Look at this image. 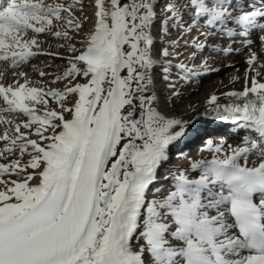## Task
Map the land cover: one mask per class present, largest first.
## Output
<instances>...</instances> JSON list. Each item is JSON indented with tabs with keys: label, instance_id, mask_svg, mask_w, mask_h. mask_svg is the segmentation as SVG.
<instances>
[{
	"label": "snow or ice",
	"instance_id": "1",
	"mask_svg": "<svg viewBox=\"0 0 264 264\" xmlns=\"http://www.w3.org/2000/svg\"><path fill=\"white\" fill-rule=\"evenodd\" d=\"M158 4L0 0V79L15 77L0 83V264H264V0ZM86 7L93 27L77 47ZM193 31L194 59L247 53L242 87L203 109L247 134L207 139L210 158L170 170L159 196L160 169L195 131L173 107L178 81L208 66L180 59ZM41 35L68 53L50 82L21 70L59 55L41 52ZM217 37L229 45L210 46Z\"/></svg>",
	"mask_w": 264,
	"mask_h": 264
},
{
	"label": "rangeland",
	"instance_id": "2",
	"mask_svg": "<svg viewBox=\"0 0 264 264\" xmlns=\"http://www.w3.org/2000/svg\"><path fill=\"white\" fill-rule=\"evenodd\" d=\"M66 2L71 3L72 0H66ZM84 5H91L93 3V0H80ZM167 2V0H159V4H163ZM78 16H86L88 19L84 21V27L82 29L81 35L75 36V39L77 41V47H80L81 41L84 37H86L87 32L93 27L91 17L93 15V8L92 7H86L84 9L83 13H77ZM91 24V25H90ZM159 26V21H157V27ZM63 30V29H62ZM204 29H200V32H203ZM71 34V33H70ZM200 33L197 31H193L190 35L186 34L184 37L179 39V44L181 47L179 48V51L183 54L180 59L183 60L185 63L196 67L200 65L205 57L208 59V66L207 68H200L199 72L200 74L197 75L194 79L190 81H183L179 80L176 87L179 89L181 93V99L176 100L175 104H180L181 102L185 101V98L183 96L184 89L185 88H191V91H193L194 94H197L198 97H204L207 94H210V92L216 93L219 91L225 90L226 87L225 83H222L224 80H229L230 82L233 81V77L238 76L233 73V68H235V65L231 62H227V56L226 54L222 56L221 61H216L213 58V53L209 54L207 50L204 52V56H198L197 58H193L191 55L192 49L189 47H184L186 43H191V38L194 36H199ZM179 36L178 30H173V33L169 39H177ZM40 45H41V52L43 53H57L58 56L54 55H36L32 57L29 63L22 66L21 70L26 72L30 79L32 81H40L41 77L39 76L40 71H44L47 73L46 82H50L52 80V74L59 72L63 70L67 65L64 60L59 59V56H67L68 53L65 49H62L59 47L62 41H58L52 37H45L44 35H41L39 37ZM159 43V42H158ZM208 44L211 46L212 44H215L217 46H222L225 44V39L221 37H217L215 41L208 40ZM239 54V53H238ZM175 62V61H174ZM243 64V63H242ZM239 70V68H238ZM236 69V71L238 72ZM175 73V69L173 70ZM15 77L11 75V73L7 74L6 80L0 79V83H12ZM173 79H178L175 75L173 76ZM217 84L215 87H212V85ZM224 84V85H223ZM223 85V86H222ZM57 87H62V85L57 84ZM160 87H162L163 90L166 89V85L161 81L159 83ZM167 93L170 95L171 90H168ZM187 100V99H186ZM2 106V105H0ZM210 117L207 120L201 119V123L205 124L206 121L209 122ZM210 123V122H209ZM214 123V122H212ZM200 124V127L203 125ZM220 130V129H219ZM222 132L220 134L213 135L214 141H219L222 137H236L238 140L239 137H242L243 135L247 134L244 131L237 132L233 127L230 126H223ZM0 132H2V126H0ZM192 135L190 134L188 140L178 145L177 148H174L171 152V161L174 163V165H165L164 168L160 169L159 173V180L156 185L157 189L160 191L156 194L159 196H162L166 194V190L168 189L169 185L171 184V171H175L177 168H185L188 166V163L190 160L196 159V155L199 154L198 145L200 143H204V136L201 135L197 139H192ZM191 137V138H190ZM219 138V139H218ZM2 146V144H0ZM182 153V155H181ZM14 157H10V159H13ZM25 159L27 157L25 156Z\"/></svg>",
	"mask_w": 264,
	"mask_h": 264
},
{
	"label": "bare ground",
	"instance_id": "3",
	"mask_svg": "<svg viewBox=\"0 0 264 264\" xmlns=\"http://www.w3.org/2000/svg\"><path fill=\"white\" fill-rule=\"evenodd\" d=\"M158 11H159V4H158ZM92 24V23H91ZM90 24V25H91ZM157 31H158V27H157ZM229 41H227L225 39V44L220 46H228L229 45ZM235 47H240L239 44L235 45ZM225 54H217V53H213V58L216 61H221L222 56H224ZM227 56V62H232L235 65V68H233V73L238 76H241V80L240 81H229V80H224L222 83L226 84V87L224 88L225 90L223 91H219L216 92L215 94L219 95L221 92L227 91L229 89L232 88H236L239 89L242 87V77H243V73L245 72L246 68H247V64H246V59H247V53L243 52V53H233L231 55H226ZM32 59V58H31ZM243 63V64H242ZM239 68V70H238ZM236 69L238 70V72L236 71ZM217 84L214 83V85H212V87H215ZM224 85V84H223ZM222 85V86H223ZM162 91V87L158 86ZM168 94V93H167ZM213 94V92H210V94H207L204 97H198L197 94H194L193 91H191V88H185L184 89V98L185 101L181 102L180 104H174L173 107H175L177 114H181L186 112L187 116H193L195 117V119L193 120V124L195 125V131L191 134L192 139H197L199 138V136L201 137V135L204 136V142L207 139H212L213 140V135L215 136L216 134H220L223 130V126H230L232 127L230 124L226 125L222 122H214L212 123V120H209V122L206 121L205 124L201 123V119H203V116H205L206 114L204 113L203 109L205 106V101L207 99V97L209 95ZM169 95V94H168ZM187 99V100H186ZM191 104V108H189V105ZM187 118V117H186ZM211 119V118H210ZM200 124H203L200 127ZM220 129V130H219ZM190 137V138H191ZM219 139V138H218ZM221 140H227L229 143H235L237 142L236 137L230 138V137H222L221 139H219V141ZM217 141V142H219ZM205 144L200 143L198 145V149H199V154L196 155L198 157H196V159H200V158H210V155L207 152H202L201 149L204 148ZM172 154H170L171 157ZM171 158H169V161L167 163V165H174V163L170 162ZM195 160V159H193ZM5 162L3 160L2 157H0V163Z\"/></svg>",
	"mask_w": 264,
	"mask_h": 264
}]
</instances>
